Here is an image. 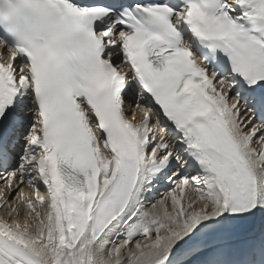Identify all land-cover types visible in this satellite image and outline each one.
<instances>
[{
  "label": "snow or ice",
  "instance_id": "6c2138e0",
  "mask_svg": "<svg viewBox=\"0 0 264 264\" xmlns=\"http://www.w3.org/2000/svg\"><path fill=\"white\" fill-rule=\"evenodd\" d=\"M0 185V264H264V0H0Z\"/></svg>",
  "mask_w": 264,
  "mask_h": 264
},
{
  "label": "bare ground",
  "instance_id": "6f19581e",
  "mask_svg": "<svg viewBox=\"0 0 264 264\" xmlns=\"http://www.w3.org/2000/svg\"><path fill=\"white\" fill-rule=\"evenodd\" d=\"M0 190H2V185H0ZM25 191L27 192V191H29V190H28V189H25ZM164 192H165V191L159 192V195H158V193H157L158 196L154 197V199H159L160 196H161ZM153 202H154V201H153Z\"/></svg>",
  "mask_w": 264,
  "mask_h": 264
}]
</instances>
